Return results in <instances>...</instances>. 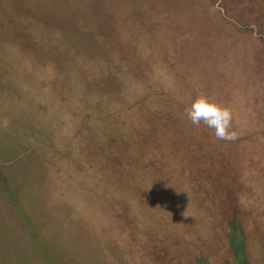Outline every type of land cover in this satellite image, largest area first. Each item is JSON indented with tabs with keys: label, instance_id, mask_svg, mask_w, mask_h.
<instances>
[{
	"label": "rangeland",
	"instance_id": "rangeland-1",
	"mask_svg": "<svg viewBox=\"0 0 264 264\" xmlns=\"http://www.w3.org/2000/svg\"><path fill=\"white\" fill-rule=\"evenodd\" d=\"M239 227L264 264V0H0V264H231Z\"/></svg>",
	"mask_w": 264,
	"mask_h": 264
},
{
	"label": "clouds",
	"instance_id": "clouds-1",
	"mask_svg": "<svg viewBox=\"0 0 264 264\" xmlns=\"http://www.w3.org/2000/svg\"><path fill=\"white\" fill-rule=\"evenodd\" d=\"M184 115L196 127L201 125L212 130L217 140L234 141L237 133L233 130L231 108L216 102L206 94L198 95L185 108Z\"/></svg>",
	"mask_w": 264,
	"mask_h": 264
},
{
	"label": "trees",
	"instance_id": "trees-1",
	"mask_svg": "<svg viewBox=\"0 0 264 264\" xmlns=\"http://www.w3.org/2000/svg\"><path fill=\"white\" fill-rule=\"evenodd\" d=\"M189 127H190V130H189ZM189 127L185 126V128L183 127V129H182V132L184 133L183 136L185 138H187V136L188 137H192L194 135L193 134L194 132H193L192 125L189 126ZM197 129H199V130L197 131ZM194 131H197V133L195 132V134H196L195 136H198L201 132H203V127L200 126V127L196 128V129H194ZM192 148H194V147H192ZM146 154L147 155L149 154L148 156H153L154 154H156V152H155V150H151V151H147ZM162 167H163L162 165L159 166V169H161ZM203 188L204 187L197 185V182L196 183L195 182H193V183L190 182L184 188L183 192H181L178 195L176 200H174L172 202L173 206L178 205L180 207V203L181 202H187V203H185L183 205L186 208V210H185L186 212H192L193 210H196L195 208H197L196 204L198 202H195L194 196L202 195L201 189H203ZM155 193L157 194L156 189H155ZM154 203L158 206V208H160V201L159 200L155 201ZM172 204L170 203V205H169L167 201L163 202L162 203L163 209H168L169 210V208H172V206H171ZM198 208H200V207H198ZM242 233H244L243 232V228L239 227L235 231V234L232 233L233 236L230 235V237H231V238H229L230 240L227 239L229 241L228 243L231 242L230 246L228 247L229 250H230V253H231V258H232V260L230 261L231 264H248V257H247L248 256V253H247L248 249H247V246L244 245V248L242 246H240L241 244H243V243L246 244V242H247L246 240H244ZM201 236L204 237L203 235H201ZM197 237H198L199 240L201 239V237L199 235ZM198 259H196L195 264H197V263H199V264H207V263H205L206 260L200 259L198 261ZM175 264H177V263H175ZM180 264H184V262L181 261Z\"/></svg>",
	"mask_w": 264,
	"mask_h": 264
}]
</instances>
